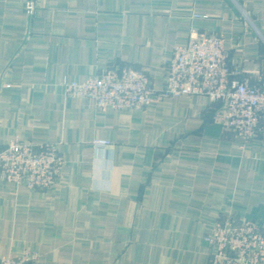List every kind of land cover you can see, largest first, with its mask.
<instances>
[{
	"label": "crops",
	"instance_id": "crops-1",
	"mask_svg": "<svg viewBox=\"0 0 264 264\" xmlns=\"http://www.w3.org/2000/svg\"><path fill=\"white\" fill-rule=\"evenodd\" d=\"M194 30L224 36L261 84L264 0H0V150L16 137L51 143L65 162L48 192L0 176L1 258L207 264L223 215L264 226V137L244 143L213 122L209 98L101 113L62 85L126 66L160 88L165 60Z\"/></svg>",
	"mask_w": 264,
	"mask_h": 264
},
{
	"label": "built area",
	"instance_id": "built-area-1",
	"mask_svg": "<svg viewBox=\"0 0 264 264\" xmlns=\"http://www.w3.org/2000/svg\"><path fill=\"white\" fill-rule=\"evenodd\" d=\"M35 5L26 2L33 15ZM259 86L229 57L224 36L192 31L185 46L174 48L164 62V82L156 88L146 70L114 67L84 82L64 80L71 98L92 100L99 112H145L158 100L203 96L216 107L213 122L244 143L264 137V75ZM106 149L110 142L97 141ZM65 164L57 145L22 141L16 137L0 150V176L31 191H51ZM211 248L207 264H264V226L253 219L225 214L206 237ZM0 264H39L38 253L26 250L19 257L1 258Z\"/></svg>",
	"mask_w": 264,
	"mask_h": 264
}]
</instances>
